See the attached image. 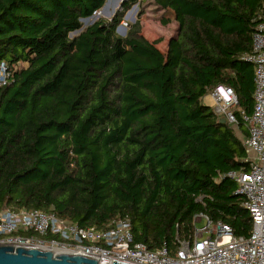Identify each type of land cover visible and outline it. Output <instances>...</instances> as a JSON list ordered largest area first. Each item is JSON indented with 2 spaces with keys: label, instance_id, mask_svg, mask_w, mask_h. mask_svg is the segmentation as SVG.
Wrapping results in <instances>:
<instances>
[{
  "label": "trees",
  "instance_id": "trees-1",
  "mask_svg": "<svg viewBox=\"0 0 264 264\" xmlns=\"http://www.w3.org/2000/svg\"><path fill=\"white\" fill-rule=\"evenodd\" d=\"M154 1L179 25L166 53L139 22L118 33L139 0L86 28L107 0H0V70L10 74L0 86V208L53 207L101 229L128 217L151 249L174 250L200 213L251 233L227 176L248 168V150L203 97L232 87L247 135L241 112L253 110L255 81L242 56L264 0Z\"/></svg>",
  "mask_w": 264,
  "mask_h": 264
},
{
  "label": "built area",
  "instance_id": "built-area-1",
  "mask_svg": "<svg viewBox=\"0 0 264 264\" xmlns=\"http://www.w3.org/2000/svg\"><path fill=\"white\" fill-rule=\"evenodd\" d=\"M242 59L254 70V105L251 113L241 112L247 128L242 138L248 150V168L227 173L238 185L237 192L244 198V206L252 217V231L248 236H236L231 225L214 222L209 215L194 217L188 237L178 238L174 250L167 245L149 248L134 240L128 217L111 221L110 227H82L59 216L53 207L43 209L0 208V244L65 249L98 254V264H264V13L253 34L250 52ZM6 67L0 70V86L9 82ZM211 95L214 110L234 129L240 128L235 109L236 91L221 84ZM204 219L206 224L199 226Z\"/></svg>",
  "mask_w": 264,
  "mask_h": 264
},
{
  "label": "rangeland",
  "instance_id": "rangeland-1",
  "mask_svg": "<svg viewBox=\"0 0 264 264\" xmlns=\"http://www.w3.org/2000/svg\"><path fill=\"white\" fill-rule=\"evenodd\" d=\"M122 0H108L106 6L97 11L92 17L84 21V27L86 28L91 23L105 19L110 20L119 8ZM130 11V12H129ZM129 11L126 12L121 24L118 27V33L126 36L132 25L136 22L140 23V33L150 41H157V47L164 53L168 50L169 40L175 37L178 33V22L175 19V14L170 9H162L156 5L154 0H139ZM162 19H168V23H163ZM77 32L72 33L74 35ZM138 50L136 47H131ZM154 56V55H153ZM154 59L157 58L154 56ZM23 64H18L22 66ZM203 102L215 107L214 99L209 92L203 97ZM238 134V129H235ZM206 221L202 219L198 222L199 226H204Z\"/></svg>",
  "mask_w": 264,
  "mask_h": 264
},
{
  "label": "water",
  "instance_id": "water-1",
  "mask_svg": "<svg viewBox=\"0 0 264 264\" xmlns=\"http://www.w3.org/2000/svg\"><path fill=\"white\" fill-rule=\"evenodd\" d=\"M88 19L85 18L84 21ZM220 121L226 122L225 118H221ZM236 193L239 194L237 191ZM99 256L98 254L58 248L53 251L41 247L0 244V264H98ZM113 264L127 263L114 261Z\"/></svg>",
  "mask_w": 264,
  "mask_h": 264
},
{
  "label": "crops",
  "instance_id": "crops-1",
  "mask_svg": "<svg viewBox=\"0 0 264 264\" xmlns=\"http://www.w3.org/2000/svg\"><path fill=\"white\" fill-rule=\"evenodd\" d=\"M238 132L240 133L238 135L241 136V138L245 137V135L243 134V132H244V128L243 127L242 128L240 127Z\"/></svg>",
  "mask_w": 264,
  "mask_h": 264
},
{
  "label": "bare ground",
  "instance_id": "bare-ground-1",
  "mask_svg": "<svg viewBox=\"0 0 264 264\" xmlns=\"http://www.w3.org/2000/svg\"><path fill=\"white\" fill-rule=\"evenodd\" d=\"M42 248V247H41Z\"/></svg>",
  "mask_w": 264,
  "mask_h": 264
}]
</instances>
